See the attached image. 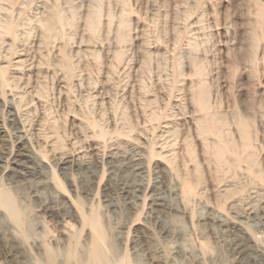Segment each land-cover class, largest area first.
Wrapping results in <instances>:
<instances>
[{
    "label": "rangeland",
    "instance_id": "rangeland-1",
    "mask_svg": "<svg viewBox=\"0 0 264 264\" xmlns=\"http://www.w3.org/2000/svg\"><path fill=\"white\" fill-rule=\"evenodd\" d=\"M97 7L93 34L87 18ZM262 7L0 0V21L13 30L0 31V189L13 193L33 232L0 208V264H36L46 250L76 245L75 236L88 256L86 215L100 217L109 257L132 264H264ZM56 10L68 24L46 39L43 23ZM200 83L210 112L227 121L222 143L243 149L237 171L205 146L221 141L198 133ZM239 118L252 123L245 140ZM185 183L194 188L188 199Z\"/></svg>",
    "mask_w": 264,
    "mask_h": 264
},
{
    "label": "bare ground",
    "instance_id": "bare-ground-1",
    "mask_svg": "<svg viewBox=\"0 0 264 264\" xmlns=\"http://www.w3.org/2000/svg\"><path fill=\"white\" fill-rule=\"evenodd\" d=\"M95 1H97L98 3L101 2V0H95ZM258 5H259V7H261L260 4H258ZM97 8L98 9H95V11L93 10L92 13L89 12L91 16H89L90 18H87L88 19V22H87L88 26L87 27L93 34H95L97 32V29H98L97 23L99 22L100 15H101L100 8L99 7H97ZM257 11H259V10H257ZM260 14H261L260 16L264 19V7L260 8ZM125 18H126L125 16H124V18H122L123 24L121 25V27L123 30H125L126 25H128L127 22L124 21ZM255 22H256V20L254 21V23ZM57 24L58 25H67L68 24L67 21L64 19L62 13L59 10H56L54 12L53 16L43 23V26L45 29L46 39H49V34H50L51 29H53L54 26H56ZM254 27H255L254 29L257 32H258L259 28H263L262 26L260 27V22H257V24H255ZM255 30H254V32H255ZM0 31L12 32L13 30H12V27L7 28V29L4 28L1 21H0ZM258 36L259 35H257V37ZM255 39H257V38H255ZM253 43H254V40H253ZM257 43H259V41H257ZM257 43H256V45H257ZM252 48H253V46H252ZM252 53H254V52H252ZM252 58H254V56ZM253 60L254 59H252V62H253ZM65 67L68 69V71L70 73L72 72L73 68L67 60H65ZM195 88H193L192 90H195ZM193 94H195V93L193 92ZM194 100H197L199 108L204 113V116L197 123V129H198L199 135L205 141L209 137H211L210 139H212V137H214V139L217 138L219 141H221V142L216 143L213 146H208V145H205V146L207 148L212 147L210 149L213 152L212 151L211 152H212V154L214 153V155H216L217 159L219 160L220 163L215 160L219 166L221 165L222 167H225V169L230 168L232 172H233L232 169H234V170L236 169V171H237V169H239V165L243 159V155L241 153V151L243 149H240V147H237L236 143L232 142L230 139H228L227 142L225 141L226 143H222L224 138L227 139L225 136H228L227 132L225 133V131H224L225 126H228L227 121H225L224 118H221V117L210 112L211 110L209 109L210 103H208V101H209L208 91H207V88H206L204 83H202L200 85V87L197 89V97H195ZM228 123H229V121H228ZM237 125H238L237 127H239V130H238V131H240L239 133H241V135L244 137V140H245V138L247 136H249L248 130H249V126H252V123L249 121L247 122V121L243 120V118L242 119L239 118ZM92 126H96V125L93 124ZM101 135L105 136L107 134L104 130H102ZM214 143H215V141H214ZM214 143H212V144H214ZM223 144H225V145L223 146ZM206 147H205V149H207ZM245 150H246V148H245ZM246 151H248V149ZM191 153H193V151H191ZM207 153H208V149H207ZM208 154H210V153H208ZM244 154L247 155L246 152ZM254 155H255L254 153H251V152H250V154L248 153V156L245 158L246 162H248L249 164H254V161H255ZM193 159H194V157H193ZM194 163L196 164L197 162H194ZM194 168H196V167H194ZM198 168H200V167H198ZM198 168H196V170ZM198 170H200V169H198ZM225 171H227V170H225ZM183 191H184L183 193L185 194L184 196H186L188 199V197L193 196L194 188L192 187V185L190 183H185ZM0 208L5 212L6 216L9 218V220H11L18 228H20L23 232H25L26 235L27 234L30 235L33 233L30 225L27 223V218H26L27 216H25L22 209L18 205L13 193L5 187H2L0 189ZM83 223L86 227H88L90 229V232H91V245H90L89 250H88V256H83L80 253V250L78 247V242H77L79 237L75 236L77 246L72 245L63 253H60L57 250H46L44 256H41V258H39V259L37 258L38 260L36 261V264H132L131 260H129V258L125 257V256L121 257V256H117L114 254V255H112L113 257H109L108 248H110V250H111L112 242L107 237L105 229L102 225L101 219L98 215H86L84 220H83Z\"/></svg>",
    "mask_w": 264,
    "mask_h": 264
}]
</instances>
